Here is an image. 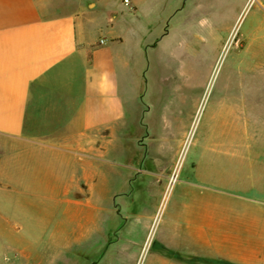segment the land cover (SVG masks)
I'll list each match as a JSON object with an SVG mask.
<instances>
[{"label":"crops","instance_id":"crops-1","mask_svg":"<svg viewBox=\"0 0 264 264\" xmlns=\"http://www.w3.org/2000/svg\"><path fill=\"white\" fill-rule=\"evenodd\" d=\"M249 1L0 0V216L24 201L27 215L44 218L41 225L30 224L42 235L47 219L62 207L75 233L85 232V240L74 236L72 242L97 243L107 240L104 235L113 226L119 229L136 217L141 201L148 199V229L161 194L155 186L163 175L130 152L143 150L145 137H184L187 125L181 110L174 113L176 99L143 102L130 70L134 75L148 51L170 55L173 39L187 46L196 17L207 25L212 41L222 42V51ZM257 1L264 8V0ZM150 12L153 21L145 28H122ZM167 90L176 91L177 85L167 84ZM156 104L163 105V113L154 114ZM196 179L180 181L161 231L164 244L215 258L226 243L250 248L239 236L249 231L234 229L235 222L226 231V211L236 216L243 208L240 200L228 204L218 186ZM63 242L57 239L54 248L63 249ZM42 249L38 242L15 245L14 264L41 261Z\"/></svg>","mask_w":264,"mask_h":264},{"label":"rangeland","instance_id":"rangeland-1","mask_svg":"<svg viewBox=\"0 0 264 264\" xmlns=\"http://www.w3.org/2000/svg\"><path fill=\"white\" fill-rule=\"evenodd\" d=\"M151 13H139L133 24H122V28H145L153 21ZM194 19L187 46L173 39L175 46L170 55L162 50L148 51L139 58L135 76L131 70L129 73L139 81V97L143 102L176 99L174 113L181 110L187 125L184 137H145L143 150L130 152L131 157L142 159L146 166H153L163 175V182L155 186L161 194L158 213L150 227L146 229L152 209L145 211L148 199H144L134 212L137 216L126 219L119 229L113 226L104 235L106 241L73 243L74 236L85 240V232L75 233L66 210L61 207L54 212L41 235L32 232L30 224L41 225L44 218L27 215L23 201L16 209L6 207L0 216V264L16 262L15 245L37 242L45 247L40 250L45 255L41 261L32 263L30 259L29 264H212L209 261L264 264V8L257 0L248 2L222 51L219 48L222 42L212 41L207 25L199 17ZM129 37V43L133 44L132 36ZM167 84H176L177 90L169 93ZM163 108L156 104L152 110L161 114ZM174 147L176 151L172 152ZM200 177L210 187L218 186L215 189L224 192L226 203L240 200L245 209L236 211V216L226 211V231L233 222L234 229L249 231L239 235V242L250 248H230L228 244L232 242L226 243L223 255L215 258L202 256L194 249H174L164 244L161 231L166 228L171 207L177 201L180 181L197 182ZM132 226V237L128 239L127 229L130 231ZM228 236L238 238V234ZM57 239L64 241L63 249L54 248ZM55 252L58 257L52 256Z\"/></svg>","mask_w":264,"mask_h":264},{"label":"trees","instance_id":"trees-1","mask_svg":"<svg viewBox=\"0 0 264 264\" xmlns=\"http://www.w3.org/2000/svg\"><path fill=\"white\" fill-rule=\"evenodd\" d=\"M209 263H214V264H231L229 262H226V261H209Z\"/></svg>","mask_w":264,"mask_h":264},{"label":"built area","instance_id":"built-area-1","mask_svg":"<svg viewBox=\"0 0 264 264\" xmlns=\"http://www.w3.org/2000/svg\"><path fill=\"white\" fill-rule=\"evenodd\" d=\"M123 3L125 4V5H129V0H123ZM102 42V41H101Z\"/></svg>","mask_w":264,"mask_h":264}]
</instances>
